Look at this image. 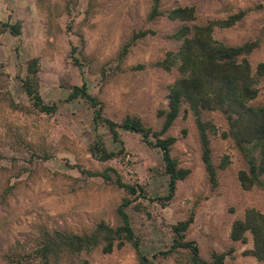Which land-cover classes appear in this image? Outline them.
<instances>
[{
    "label": "rangeland",
    "instance_id": "1",
    "mask_svg": "<svg viewBox=\"0 0 264 264\" xmlns=\"http://www.w3.org/2000/svg\"><path fill=\"white\" fill-rule=\"evenodd\" d=\"M154 0H0V264H14L10 257L35 244L42 228L89 231L104 219L116 224V210L125 191L97 175L83 172L116 167L126 181L145 186L149 199L129 208L142 248L152 264H180L182 253L162 254L173 243L172 225L195 218L187 238L195 240L203 258L213 251L226 253V264H264L249 254L247 242L230 237L232 223L248 207L264 213V190L244 189L238 172L244 158L233 140L223 138L228 128L223 114L204 112L217 126L211 133L213 160L219 184L212 187L201 157V146L193 116L184 111L169 134L177 137L172 154L191 174L178 182L175 196L163 204L168 177L163 154L146 144L140 134L120 130L125 143L123 157L100 161L91 151L98 133L110 150H118L105 123L97 124L93 107L82 98L69 99L73 85L87 84L103 105V115L120 122L126 115L139 116L159 129L167 108L169 85L177 71H166L154 63L180 42L168 37L181 24L166 15L149 19ZM195 5L197 22L222 19L240 9L247 15L236 25L215 28L214 36L227 44L261 38V45L248 57L256 74L264 62V0H160V9ZM22 22L20 35L2 30L1 22ZM155 33L139 39L123 61L122 45L134 31ZM38 57L40 88L44 100L56 104L54 113L35 109L20 78L27 62ZM141 65V66H138ZM255 102L264 103V76L257 84ZM24 107V108H23ZM49 155L44 160L41 156ZM20 243V244H19ZM136 264L131 244L110 253L101 248L78 257L66 256L59 264Z\"/></svg>",
    "mask_w": 264,
    "mask_h": 264
},
{
    "label": "trees",
    "instance_id": "2",
    "mask_svg": "<svg viewBox=\"0 0 264 264\" xmlns=\"http://www.w3.org/2000/svg\"><path fill=\"white\" fill-rule=\"evenodd\" d=\"M248 13L246 9L230 14L226 18L211 19L205 23L197 22L195 5H179L168 9H160V0H154L148 13L149 19L166 15L170 20L179 21V27L168 35L180 42L178 50H169L154 65L166 71H177L176 78L169 85L167 108L160 109L158 115L163 117L159 129L148 126L141 117L126 115L120 122L103 115L102 102L93 96L87 84L73 85L69 99L82 98L94 109L97 124L105 123L113 140L118 143V150L106 147L97 133L91 151L100 161H108L123 157L126 152L125 143L120 130L140 134L142 140L160 148L163 154L164 171L168 177L167 194L158 197L169 202L175 196L178 182L191 174V169L180 165L173 156V146L177 137L169 134L170 128L182 111L193 116L201 146V157L212 187L219 184L218 169L226 168L228 157H224L219 165L213 160L211 133L217 132L216 124L204 117L205 111L216 110L223 114L228 128L222 131L223 138L233 140L240 150L245 167L238 172L241 186L250 190L255 186L264 190V103L255 102L259 95L257 86L264 76V62L257 65L253 73L249 55L261 45V38L246 40L240 44H227L214 36L215 28H228L240 22ZM2 30L13 35H20L22 22H1ZM155 33L152 29L134 31L122 45L119 59L123 61L130 48L136 42ZM141 66V65H138ZM40 62L38 57L27 62L24 76L20 78L22 88L31 101L32 106L45 113H54L56 104L47 103L40 88ZM24 108V107H23ZM44 160L49 155L41 156ZM83 172L97 175L105 182L125 191L121 203L117 207V222L111 224L100 220L89 231H72L64 229L42 228L34 246L23 248L10 257L14 264H59L66 256L78 257L82 253H91L101 248L104 253L112 252L116 247L131 244L137 255L136 264H152L153 259L142 248V240L137 235L132 223L129 208L140 206V199H149L148 191L139 182L126 181L121 172L113 166L102 170H86ZM195 218L194 210L186 219L172 225L173 243L162 254L182 253L184 261L180 264H226V253L213 251L210 259H205L195 240L187 238V231ZM251 233L253 248L248 252L260 261H264V213L256 207H248L242 218L233 221L230 237L234 241L247 242V233ZM84 264H88L87 261Z\"/></svg>",
    "mask_w": 264,
    "mask_h": 264
}]
</instances>
